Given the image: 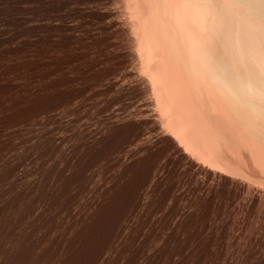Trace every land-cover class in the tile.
I'll return each instance as SVG.
<instances>
[{"label":"rangeland","instance_id":"374dc122","mask_svg":"<svg viewBox=\"0 0 264 264\" xmlns=\"http://www.w3.org/2000/svg\"><path fill=\"white\" fill-rule=\"evenodd\" d=\"M79 1L0 0V264H264V198L201 187L134 135L145 97L55 28Z\"/></svg>","mask_w":264,"mask_h":264},{"label":"bare ground","instance_id":"6f19581e","mask_svg":"<svg viewBox=\"0 0 264 264\" xmlns=\"http://www.w3.org/2000/svg\"><path fill=\"white\" fill-rule=\"evenodd\" d=\"M93 1L66 12L76 26L61 15L55 28L68 44L85 43L99 53L102 77L122 75L110 86L145 97L137 121L123 120L135 125L134 135L145 133L150 147L201 187L264 198V4L114 0L119 7L101 11ZM85 24L97 34L86 28L73 34Z\"/></svg>","mask_w":264,"mask_h":264},{"label":"snow or ice","instance_id":"6c2138e0","mask_svg":"<svg viewBox=\"0 0 264 264\" xmlns=\"http://www.w3.org/2000/svg\"><path fill=\"white\" fill-rule=\"evenodd\" d=\"M258 2L264 4V0H258Z\"/></svg>","mask_w":264,"mask_h":264}]
</instances>
